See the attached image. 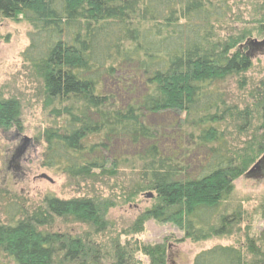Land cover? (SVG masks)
Here are the masks:
<instances>
[{"label": "trees", "instance_id": "trees-1", "mask_svg": "<svg viewBox=\"0 0 264 264\" xmlns=\"http://www.w3.org/2000/svg\"><path fill=\"white\" fill-rule=\"evenodd\" d=\"M231 12L229 0H0V17L29 24L21 57L52 101L54 119L41 134L42 166L70 177L137 168L140 184L129 199L149 190L154 203L131 231L153 219L195 241L233 232L241 213L221 209L234 181L264 154V78L260 135L236 150L221 129L229 110L218 84L253 60L240 48L246 33L221 34ZM261 16L264 22V2ZM162 113L178 115L171 133L151 119ZM21 128L20 101L0 95V129ZM260 213L264 221V195ZM15 215L0 218V258L9 263L131 264L138 250L149 264H166L164 244L127 249L112 241L107 257L88 235L41 229L61 218L105 233L108 222L92 198L46 195L40 208L18 207ZM249 247L252 261L243 248L215 245L192 264H264V227Z\"/></svg>", "mask_w": 264, "mask_h": 264}, {"label": "rangeland", "instance_id": "rangeland-1", "mask_svg": "<svg viewBox=\"0 0 264 264\" xmlns=\"http://www.w3.org/2000/svg\"><path fill=\"white\" fill-rule=\"evenodd\" d=\"M229 2L232 12L222 26L221 34L231 33L234 36L246 33L242 44L249 38L264 40V22L261 16L264 0ZM30 29L29 24L21 18L0 17V95L20 101L22 122L19 130L0 129V190L4 191L0 194V218L7 222L9 216L18 217L15 215L18 207L32 213L42 206L46 195L60 199L92 198L108 222L105 233L95 234L89 225L61 218H56L52 225L41 229L71 236L88 235L104 246L102 249L107 257L112 251L110 243L117 241L127 249L164 244L166 264H192L198 253L215 245L243 248L247 260L252 261L253 256L248 252L249 239L257 240L264 227L260 213L264 176L246 178L243 175L234 181L233 194L221 209L223 213H241L242 219L234 226L233 232L195 241L184 239V233L174 224L160 223L153 219L146 221L140 232L131 231L135 220L154 203V195L147 196L149 192L152 193L149 190L137 192L134 198L129 199L140 184L137 168L127 165L120 168L115 176L70 177L42 166L41 154L45 144L41 134L51 124L54 115L52 101L45 96L41 79L21 57L22 51L29 44ZM244 50L252 56L250 69L239 75L229 76L218 84V89L224 93L225 109L229 110L221 129L226 132L236 150L244 148L246 142L255 140L261 132L257 96L264 78V47L252 49L246 46ZM249 112L252 113L251 124L247 125L248 129L242 130L240 125L246 122L243 116ZM183 116L184 114L181 117ZM177 118V114L162 113L151 119L164 127L167 133H171L169 124L174 123ZM41 174H47L53 182L39 178ZM110 204L112 206L108 207ZM131 259V264L150 263L149 256L138 250L132 252ZM0 264L13 263L0 258Z\"/></svg>", "mask_w": 264, "mask_h": 264}, {"label": "water", "instance_id": "water-1", "mask_svg": "<svg viewBox=\"0 0 264 264\" xmlns=\"http://www.w3.org/2000/svg\"><path fill=\"white\" fill-rule=\"evenodd\" d=\"M246 46H250L252 49L259 48V47L261 48V47H264V40L259 41L257 39L249 38L245 41V43L240 45V48H244ZM248 54L251 55V53H248ZM261 176H264V154L244 175V177L246 178L261 177ZM39 178L46 179L50 182H53V179L49 177L47 174H41L39 175ZM147 196L153 197V194L149 192Z\"/></svg>", "mask_w": 264, "mask_h": 264}, {"label": "flooded vegetation", "instance_id": "flooded-vegetation-1", "mask_svg": "<svg viewBox=\"0 0 264 264\" xmlns=\"http://www.w3.org/2000/svg\"><path fill=\"white\" fill-rule=\"evenodd\" d=\"M14 168H16V166L14 165ZM17 169V168H16Z\"/></svg>", "mask_w": 264, "mask_h": 264}]
</instances>
